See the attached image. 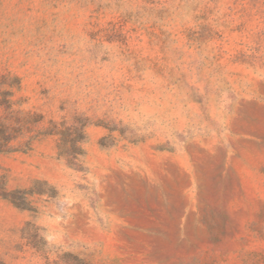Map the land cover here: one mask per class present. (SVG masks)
I'll return each instance as SVG.
<instances>
[{"label": "rangeland", "instance_id": "374dc122", "mask_svg": "<svg viewBox=\"0 0 264 264\" xmlns=\"http://www.w3.org/2000/svg\"><path fill=\"white\" fill-rule=\"evenodd\" d=\"M1 121L0 264H264V162L172 165L264 136V0H0Z\"/></svg>", "mask_w": 264, "mask_h": 264}, {"label": "crops", "instance_id": "0c3cea01", "mask_svg": "<svg viewBox=\"0 0 264 264\" xmlns=\"http://www.w3.org/2000/svg\"><path fill=\"white\" fill-rule=\"evenodd\" d=\"M262 130L264 131V124ZM222 150L226 152L225 165L228 168L235 167L238 172L241 171L243 179L244 174L251 170V168L248 169V164H257L254 172L261 173V165L264 162V136L256 129L253 134L246 131L234 132L233 135L228 134L227 138L221 140L204 136L189 139L181 150L173 153L174 171L188 176L190 182L185 185L186 188H197L199 186L196 182L197 173L202 172L212 163H221ZM250 157L253 159L251 160ZM113 218H115L114 215Z\"/></svg>", "mask_w": 264, "mask_h": 264}, {"label": "trees", "instance_id": "16d2710c", "mask_svg": "<svg viewBox=\"0 0 264 264\" xmlns=\"http://www.w3.org/2000/svg\"><path fill=\"white\" fill-rule=\"evenodd\" d=\"M9 126L0 122V152H13L16 150H28L30 148V141H26L19 145H12L13 140H15L18 135H14L15 131H8ZM18 134V133H17ZM61 135V141L63 143H70L73 148H75L76 156L84 155L85 150L79 144L85 143L88 136L85 132V126L82 124L80 126H75L74 128H64L59 131ZM71 138V139H68ZM37 181L36 183H38ZM34 192L33 189L29 190H13L7 191L5 189L4 183H0V196L10 199L15 205L21 208H28V203L25 194Z\"/></svg>", "mask_w": 264, "mask_h": 264}]
</instances>
